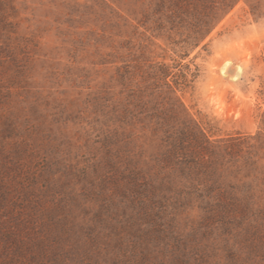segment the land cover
<instances>
[{
    "label": "rangeland",
    "instance_id": "obj_1",
    "mask_svg": "<svg viewBox=\"0 0 264 264\" xmlns=\"http://www.w3.org/2000/svg\"><path fill=\"white\" fill-rule=\"evenodd\" d=\"M258 1L261 17L240 0L201 45L179 52L171 38L180 37L157 29L160 0H0V264H201L194 247L216 234L197 211L162 214L158 233L144 217L127 223L130 201L113 207L96 104L118 99L122 53L182 62L198 77L178 95L214 139L264 133Z\"/></svg>",
    "mask_w": 264,
    "mask_h": 264
},
{
    "label": "trees",
    "instance_id": "obj_2",
    "mask_svg": "<svg viewBox=\"0 0 264 264\" xmlns=\"http://www.w3.org/2000/svg\"><path fill=\"white\" fill-rule=\"evenodd\" d=\"M239 1L160 0L157 29L178 35L179 40L169 38L177 51L187 52L201 45ZM252 1L253 14L261 17L260 1ZM5 30L0 27V51ZM121 56L118 99L96 104L104 119L103 165L120 195L113 207L121 198L130 201L136 215L127 223L136 225V217H144L157 229L162 214L197 211L200 227L216 234L212 242L202 234L194 247L201 252L199 263L264 264V133L214 139L178 95L198 77L197 69ZM109 207L106 202L101 212Z\"/></svg>",
    "mask_w": 264,
    "mask_h": 264
}]
</instances>
